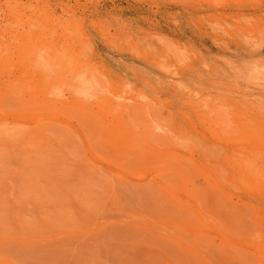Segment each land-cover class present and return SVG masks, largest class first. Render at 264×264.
I'll list each match as a JSON object with an SVG mask.
<instances>
[{
	"label": "rangeland",
	"instance_id": "obj_1",
	"mask_svg": "<svg viewBox=\"0 0 264 264\" xmlns=\"http://www.w3.org/2000/svg\"><path fill=\"white\" fill-rule=\"evenodd\" d=\"M0 264H264V0H0Z\"/></svg>",
	"mask_w": 264,
	"mask_h": 264
},
{
	"label": "bare ground",
	"instance_id": "obj_2",
	"mask_svg": "<svg viewBox=\"0 0 264 264\" xmlns=\"http://www.w3.org/2000/svg\"><path fill=\"white\" fill-rule=\"evenodd\" d=\"M31 36L33 37L32 34L29 35V37H31ZM38 46H39V43H38ZM16 50L19 53L18 54V56H19L18 58L20 60V63L21 64H24V62H22V61L26 58V56H27L28 53H31V51L28 50V49H26L23 46L22 47H18ZM38 51H40V52L38 53ZM45 51H46V49H38V47H37L36 54L38 53V56L40 58L39 65H38L39 70L44 71V73L48 71V72H53L54 74H57V72L59 71V68H57V69L56 68H53V65H52L53 62H51L50 57L49 58H46L45 57L46 55L43 54ZM69 69H70V67L65 66V70H69ZM73 77L74 76H72V78ZM68 86L71 89H74V92H76L75 96H76L77 100H83V99L87 98L86 97L87 96V89L88 88L89 89L90 88H93L95 86V84L94 83L87 84L85 81H83L82 82V85H78L79 87L76 86L77 87V89H76L75 84H71V81H69ZM36 98L37 97L33 96L31 98V103L36 102ZM15 99H18V97L15 98ZM53 99L57 100L59 103H62L63 100H65L63 94H60V95H56V94H54V95H48V94H45V95H43V97L41 98V100H39V102L41 101L40 102L41 103L40 105H42L44 107L45 104H46L45 103V100L49 101V100H53ZM117 117H119V114L117 115ZM154 128L155 129H160L159 126L158 127H154ZM172 130H173V128H171V131ZM181 133H183V132H181Z\"/></svg>",
	"mask_w": 264,
	"mask_h": 264
}]
</instances>
